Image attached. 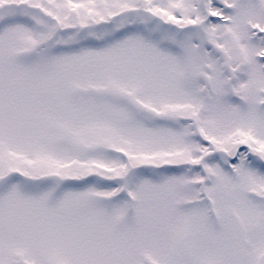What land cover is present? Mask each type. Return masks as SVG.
Returning a JSON list of instances; mask_svg holds the SVG:
<instances>
[{
	"label": "snow or ice",
	"instance_id": "1",
	"mask_svg": "<svg viewBox=\"0 0 264 264\" xmlns=\"http://www.w3.org/2000/svg\"><path fill=\"white\" fill-rule=\"evenodd\" d=\"M0 264H264V0H0Z\"/></svg>",
	"mask_w": 264,
	"mask_h": 264
}]
</instances>
